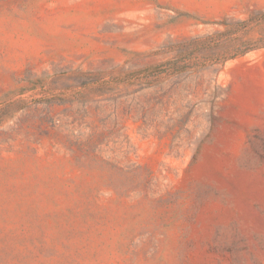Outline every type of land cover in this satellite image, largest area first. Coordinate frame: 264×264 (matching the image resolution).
I'll return each mask as SVG.
<instances>
[{
  "label": "rangeland",
  "instance_id": "rangeland-1",
  "mask_svg": "<svg viewBox=\"0 0 264 264\" xmlns=\"http://www.w3.org/2000/svg\"><path fill=\"white\" fill-rule=\"evenodd\" d=\"M0 264H264V0H0Z\"/></svg>",
  "mask_w": 264,
  "mask_h": 264
}]
</instances>
